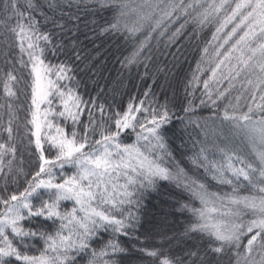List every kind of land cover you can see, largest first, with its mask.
I'll list each match as a JSON object with an SVG mask.
<instances>
[{
    "label": "snow or ice",
    "instance_id": "6c2138e0",
    "mask_svg": "<svg viewBox=\"0 0 264 264\" xmlns=\"http://www.w3.org/2000/svg\"><path fill=\"white\" fill-rule=\"evenodd\" d=\"M82 12L85 17L111 13L98 32L130 49L120 61L124 67L143 63L147 68L154 46L178 61L184 42L194 45L200 58L185 90L194 99L202 83L200 106L211 107L212 114L195 117L189 99L183 115H177L167 101L148 100L150 91L114 115L97 104L98 97L85 100L74 74L73 56L75 61L81 56L74 42L65 43L69 33L80 30ZM49 54L66 59L53 64ZM0 84L7 98L0 109L6 107L10 117L6 127L0 123V136L8 137L0 141V264H77L80 258L86 264H121L129 249L115 237L139 239L137 212L159 181L174 183L201 205L181 204L179 210L190 211L194 221L180 237L166 239L190 240L198 233L206 247L194 245L173 255L163 245H133L143 264H221L225 257L228 264H264V0H23V6L19 0H0ZM21 84V91L31 89L25 127L35 129L28 131L39 170L17 194L8 192V184L23 171L13 168L12 127L17 118L12 101ZM54 99L62 110L53 111ZM44 104L47 109H41ZM50 115L70 120L72 132L63 134L56 124L59 138L44 134L45 126H54ZM176 121L186 133L193 125L199 129L188 134L192 174L171 147L169 130ZM97 130L100 138L94 139ZM132 134L135 143H124ZM45 143L55 150L54 159L46 157ZM184 146L182 141L178 147ZM66 165L76 171L66 178L61 171L58 182L55 169ZM210 181L231 191H211ZM61 201H73L72 209L61 211ZM104 233L113 238L97 251L92 241ZM37 241H43V249L29 254Z\"/></svg>",
    "mask_w": 264,
    "mask_h": 264
},
{
    "label": "trees",
    "instance_id": "16d2710c",
    "mask_svg": "<svg viewBox=\"0 0 264 264\" xmlns=\"http://www.w3.org/2000/svg\"><path fill=\"white\" fill-rule=\"evenodd\" d=\"M19 2L23 6V0H19ZM80 15L82 17L79 24L80 30L74 34L69 33L65 38V43L71 46L74 42L81 56L79 61H75L73 56L74 74L79 81L77 91L85 100L98 97L97 104H104L108 112L114 115L117 111H125L129 103L139 104L141 100L145 99V92L150 91L152 95L148 97V100L155 99L159 103L167 101L177 115H183V108L188 105L189 99L193 100L195 111L192 115L195 117H208L212 114L213 109L211 107L200 106V100L204 98L201 95L202 83L199 85L200 90L194 93V99L185 90V86L191 79L200 58V54L194 45L185 41L183 55L179 57L178 61L173 60L171 55L158 54L154 46L152 59L148 62L147 68L143 63L124 67L120 61L129 54L130 49L123 42L101 36L98 32V25H102L105 19H110L111 13L85 17L82 12ZM94 29L96 30L95 33ZM153 45H155V41H153ZM160 49L164 51L162 42ZM172 51H175V49H172ZM48 58L53 64L66 59L64 55L53 57L51 54ZM202 67L207 68V65L204 64ZM203 78L206 79L207 74H203ZM52 79H55V77L53 76ZM21 89H24L23 84L17 89L18 99L12 101L17 117L12 127L17 148L13 168H20L23 171L15 182L9 181L8 184V192L17 194L24 191L28 181L39 170V158L35 149L34 137H31V132L28 131V129H32V126L28 124L27 128L25 127L27 119L31 118L28 114L31 105V89L28 88L26 92L21 91ZM188 91L190 92L191 89H188ZM236 94V92H233L232 95L235 96ZM6 102L7 98L4 96L3 86L0 84V103L6 104ZM227 103V100L220 102V109L222 110ZM47 108V104L41 105V109ZM52 109L53 111L62 110L59 99H54ZM96 116L99 119V113H96ZM9 118L7 108L0 109V123L6 127ZM82 119L87 123V114ZM49 120L53 121L54 126L51 129L45 126L42 129L44 134L59 138L61 134L57 133L56 124H59L63 129V134H70L73 130V124L70 120L65 121L63 118L52 115L49 116ZM77 130L83 134V125H80ZM173 132L175 133L174 136L172 135ZM195 133H199V129H196L194 125L190 126L186 133L178 121L169 130L170 143L174 150L175 159L189 174H192V169L186 157L191 155L192 141L188 134ZM29 138L32 139V143H29ZM99 138V130H97L94 139ZM7 139L6 132L0 136V141H6ZM135 139L134 134L129 135L124 139V143H135ZM200 139H203V137L200 136ZM182 141L185 146L180 148L178 146ZM44 148L46 157L54 159L56 156L55 150H48L49 145L47 143L44 144ZM10 158L6 157V159ZM55 171L57 172V181L62 182L61 171H63L64 178H66L73 175L76 169L66 165L63 170L57 168ZM209 183L211 191H231L228 186H219L212 181ZM3 190L4 182L0 180V192ZM241 193L247 194V190L242 189ZM34 202L39 203V201ZM185 203L196 208L201 207L198 200H191L188 194L177 188L174 183L159 181L157 190H149L137 212L140 221L135 235L139 239L129 240L124 236L115 237L122 246L129 249V255L123 257L121 264H143L141 254L133 249V245L149 248L163 245L165 248H171L173 255H183L184 250L192 248L194 245L206 247V238L201 240L198 233L193 234V239L190 240H172L169 243L166 239L173 236L180 237L185 228L194 221L190 211L187 209L179 210L181 204ZM70 209V201H61V211H70ZM25 226H28L26 222ZM48 231L54 232L55 229L49 228ZM111 238L113 237L110 233H104L102 239L92 241V248L99 251L103 244ZM244 243H246V240ZM43 247V241H37L29 254L39 255V250ZM77 264H86V258L78 259ZM221 264H228V257H225Z\"/></svg>",
    "mask_w": 264,
    "mask_h": 264
},
{
    "label": "rangeland",
    "instance_id": "374dc122",
    "mask_svg": "<svg viewBox=\"0 0 264 264\" xmlns=\"http://www.w3.org/2000/svg\"><path fill=\"white\" fill-rule=\"evenodd\" d=\"M123 182H124V180H123V178H121V179H120V183H123ZM70 203H71V209H72L74 202H73V201H70ZM71 209H70V210H71Z\"/></svg>",
    "mask_w": 264,
    "mask_h": 264
}]
</instances>
